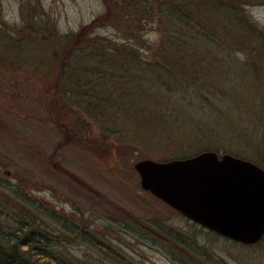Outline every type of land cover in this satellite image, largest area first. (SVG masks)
<instances>
[{"label": "rangeland", "instance_id": "obj_1", "mask_svg": "<svg viewBox=\"0 0 264 264\" xmlns=\"http://www.w3.org/2000/svg\"><path fill=\"white\" fill-rule=\"evenodd\" d=\"M205 148L264 156V0H0L1 221L49 208L123 264H264V237L141 187L136 161ZM50 225L62 259L120 264Z\"/></svg>", "mask_w": 264, "mask_h": 264}, {"label": "water", "instance_id": "obj_2", "mask_svg": "<svg viewBox=\"0 0 264 264\" xmlns=\"http://www.w3.org/2000/svg\"><path fill=\"white\" fill-rule=\"evenodd\" d=\"M134 168L141 187L203 227L233 241L264 237V169L230 153L186 159L144 158Z\"/></svg>", "mask_w": 264, "mask_h": 264}, {"label": "trees", "instance_id": "obj_3", "mask_svg": "<svg viewBox=\"0 0 264 264\" xmlns=\"http://www.w3.org/2000/svg\"><path fill=\"white\" fill-rule=\"evenodd\" d=\"M241 24L239 25L242 26ZM76 38L80 39L79 41L77 40L76 43L84 41L83 36L81 37V35H78ZM179 40L180 37H177L176 41ZM73 46L74 49L77 47V45ZM208 149L210 148L201 150L204 151ZM214 150L218 151L216 149ZM195 153H198V151ZM252 158L254 162L264 168V156L259 157L255 155V157ZM15 187H18L17 189L20 188V186ZM7 190L13 194L17 192L14 189L8 188ZM20 192L23 193L22 191ZM25 197L28 202L33 205L34 201H29V197L26 195ZM5 200L8 201L7 199ZM47 210V213L42 211L39 212L38 216L37 214L33 216L26 209H24V207H21L19 208V213L17 212V217L14 218L13 221L9 222L8 220H0V264H74L71 261L62 259L55 253V243L52 238H49L45 233L49 232L52 228V225H50L51 223H61L63 229L69 232H74V235L79 236L81 241L93 246L105 256L110 255L114 257L118 254L112 247L104 244L93 233H91L89 230H86L87 228L83 226L76 228V225L71 226L67 222H60L54 219L55 215H53V212L49 210V208ZM44 214L49 220H51L49 221L50 224H45L44 221H41V219H43L42 215ZM110 256L107 257L110 258ZM121 257L122 256H119L118 254L116 256V261L120 264H123L122 262L125 260H123Z\"/></svg>", "mask_w": 264, "mask_h": 264}, {"label": "bare ground", "instance_id": "obj_4", "mask_svg": "<svg viewBox=\"0 0 264 264\" xmlns=\"http://www.w3.org/2000/svg\"><path fill=\"white\" fill-rule=\"evenodd\" d=\"M263 168V167H262ZM264 169V168H263Z\"/></svg>", "mask_w": 264, "mask_h": 264}]
</instances>
